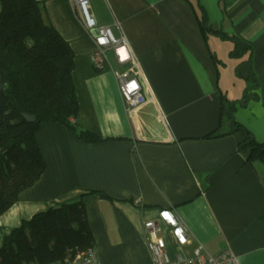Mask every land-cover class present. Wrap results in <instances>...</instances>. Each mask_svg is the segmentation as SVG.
Wrapping results in <instances>:
<instances>
[{
    "label": "crops",
    "instance_id": "obj_1",
    "mask_svg": "<svg viewBox=\"0 0 264 264\" xmlns=\"http://www.w3.org/2000/svg\"><path fill=\"white\" fill-rule=\"evenodd\" d=\"M39 1L74 51L79 116L76 130L41 125L45 170L0 216V247L24 220L88 194L96 196L86 212L101 264H150L148 221L160 225L174 259L176 243L160 219L165 208L186 222L188 253L203 243L212 254L232 250L236 264H264V162L240 151L244 134L232 131L221 98L237 102L235 121L264 143V0H88L90 17L126 39L140 63L147 101L132 113L115 76L128 63L109 50V63L94 67V33L79 0ZM203 11L213 30L253 48L232 56V40L204 35ZM250 74L259 90L246 96L255 85ZM85 128L101 140H82L77 132Z\"/></svg>",
    "mask_w": 264,
    "mask_h": 264
},
{
    "label": "trees",
    "instance_id": "obj_2",
    "mask_svg": "<svg viewBox=\"0 0 264 264\" xmlns=\"http://www.w3.org/2000/svg\"><path fill=\"white\" fill-rule=\"evenodd\" d=\"M200 22L205 36L217 33L234 42V57L240 58L253 48L237 35L213 30L205 11ZM74 58L70 43L50 23L43 2L0 0V216L45 170L37 139L41 125L55 122L76 130L79 101L72 77ZM248 77L255 85L245 90L246 96L259 90L254 74ZM221 98L226 117L232 121V131L244 134L240 151L250 162H264V143L233 117L237 102ZM26 115L36 120L29 121ZM77 133L86 142L101 140L88 128ZM88 196L83 194L24 220L5 237L0 264L67 263L75 253L94 247L86 212Z\"/></svg>",
    "mask_w": 264,
    "mask_h": 264
},
{
    "label": "built area",
    "instance_id": "obj_3",
    "mask_svg": "<svg viewBox=\"0 0 264 264\" xmlns=\"http://www.w3.org/2000/svg\"><path fill=\"white\" fill-rule=\"evenodd\" d=\"M87 5L88 0H79L84 23L94 33L96 49L90 54V60L94 67L100 70L109 63L108 51L113 50L118 63H128L122 70L115 71V76L126 110L132 113L147 101L139 79L140 63L132 56L126 39L115 37L109 27L98 26L95 23V20L88 14ZM160 219L170 228L171 236L176 243L175 257L174 259L170 257L164 239L158 234L161 230L160 225L155 221H148L145 223V231L151 252L150 264H236L237 257L230 249L212 254L208 252L203 243H198L193 252L188 253L192 239L184 219L170 208L160 211ZM67 264H101V262L96 249L91 247L69 257Z\"/></svg>",
    "mask_w": 264,
    "mask_h": 264
},
{
    "label": "rangeland",
    "instance_id": "obj_4",
    "mask_svg": "<svg viewBox=\"0 0 264 264\" xmlns=\"http://www.w3.org/2000/svg\"><path fill=\"white\" fill-rule=\"evenodd\" d=\"M221 49L223 51H226V47L224 45H222ZM238 60H240V59H238ZM233 63L237 67V65L239 64V61L236 60V61H233ZM231 68H232V66H231ZM236 79H237V81H243L244 84H247V81L245 79H238V78H236ZM238 88H240V86ZM241 88H244V87H241ZM242 96H243V93H242Z\"/></svg>",
    "mask_w": 264,
    "mask_h": 264
},
{
    "label": "water",
    "instance_id": "obj_5",
    "mask_svg": "<svg viewBox=\"0 0 264 264\" xmlns=\"http://www.w3.org/2000/svg\"><path fill=\"white\" fill-rule=\"evenodd\" d=\"M26 118L29 120V121H35L36 120V117L35 116H30V115H26ZM96 196L95 195H90L88 196V200H91V199H94ZM59 206V205H58ZM57 206V207H58Z\"/></svg>",
    "mask_w": 264,
    "mask_h": 264
}]
</instances>
